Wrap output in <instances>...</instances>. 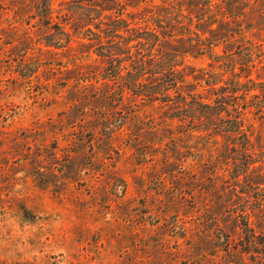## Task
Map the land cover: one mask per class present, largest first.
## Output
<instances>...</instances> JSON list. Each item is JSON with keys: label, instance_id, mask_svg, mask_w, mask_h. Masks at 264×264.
I'll return each mask as SVG.
<instances>
[{"label": "rangeland", "instance_id": "rangeland-1", "mask_svg": "<svg viewBox=\"0 0 264 264\" xmlns=\"http://www.w3.org/2000/svg\"><path fill=\"white\" fill-rule=\"evenodd\" d=\"M63 2L53 0L54 21L73 33ZM32 6L0 0V264H264V120L247 115L254 141L262 136L251 180L262 186L224 184L216 147L182 137L188 128L163 111L114 102L103 82L72 79L97 57L78 54L75 37L68 51L45 47ZM253 20L264 52V23Z\"/></svg>", "mask_w": 264, "mask_h": 264}, {"label": "trees", "instance_id": "trees-1", "mask_svg": "<svg viewBox=\"0 0 264 264\" xmlns=\"http://www.w3.org/2000/svg\"><path fill=\"white\" fill-rule=\"evenodd\" d=\"M94 1L99 5L85 8L64 0L61 6L76 15L71 33L55 24L54 15L59 13L53 0H31L30 18L39 19L49 31L45 47L68 51L75 37L80 41L78 54L97 57L99 66L71 70L68 73L76 75L72 79L103 82L110 99L120 105L136 103L163 111L178 130L188 128L180 132L182 137L216 147L219 159L212 157L210 162L222 161V168L213 172L214 177L224 184L259 189L262 184L251 180L259 157L255 148L262 136L254 141L247 115L264 120L263 41L254 33L258 23L253 22L256 17L264 23L260 15L264 0H166L142 11L136 0ZM26 12L18 7L15 15ZM249 33L257 39H248ZM201 59L208 60L206 67L191 62ZM172 153L180 156L178 149ZM254 213L249 208L239 212L249 238L254 233L250 224Z\"/></svg>", "mask_w": 264, "mask_h": 264}]
</instances>
